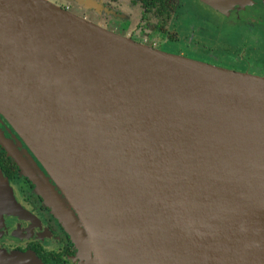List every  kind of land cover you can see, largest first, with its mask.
Wrapping results in <instances>:
<instances>
[{
  "label": "water",
  "instance_id": "water-1",
  "mask_svg": "<svg viewBox=\"0 0 264 264\" xmlns=\"http://www.w3.org/2000/svg\"><path fill=\"white\" fill-rule=\"evenodd\" d=\"M0 116L83 264H264V76L0 0ZM4 214L24 217L0 170Z\"/></svg>",
  "mask_w": 264,
  "mask_h": 264
},
{
  "label": "flooded vegetation",
  "instance_id": "flooded-vegetation-1",
  "mask_svg": "<svg viewBox=\"0 0 264 264\" xmlns=\"http://www.w3.org/2000/svg\"><path fill=\"white\" fill-rule=\"evenodd\" d=\"M76 1L83 3L89 9L98 10L101 15L111 14L113 17L109 21L110 27L123 29L126 36L154 48L161 49L157 46L160 36L162 39L179 38L178 32L173 31L170 26L174 17L178 15L182 0H167L168 12L161 17L153 14L152 11H147L138 0ZM53 2L71 11L70 4ZM252 3L256 4V1ZM257 3L260 8L258 13H263L261 15L264 16V0H257ZM130 5H138L141 13L136 12V8ZM217 10L215 9L216 12ZM233 10L234 8L231 10L232 13L235 11ZM79 16L86 18L83 15ZM124 23L128 24V27L125 28ZM140 37L141 39H137ZM0 129L5 138L10 140L30 163L31 159L25 154L28 150L27 146L19 142V137L3 117H0ZM10 156L0 142V169L8 180L24 217L11 219L5 214L0 215V264H32V262L33 264H83L70 234L37 192L34 183L22 173L18 163ZM38 165L41 167L39 162ZM35 172L40 177V172L36 169ZM42 182L46 185L43 179ZM46 188L54 196L53 189L47 185Z\"/></svg>",
  "mask_w": 264,
  "mask_h": 264
},
{
  "label": "rangeland",
  "instance_id": "rangeland-1",
  "mask_svg": "<svg viewBox=\"0 0 264 264\" xmlns=\"http://www.w3.org/2000/svg\"><path fill=\"white\" fill-rule=\"evenodd\" d=\"M50 1L70 4L72 12L126 35L123 29L110 27L109 21L113 16L109 13L101 15L98 10L89 9L76 0ZM255 1L256 4L252 3ZM182 2L178 15L174 17L172 25L170 23V28L178 32L179 38L162 39L160 36L157 44L160 50L234 71L264 76V16L258 13L257 0ZM130 6L141 13L138 5ZM214 8L218 9L217 12ZM127 25L124 23L125 28Z\"/></svg>",
  "mask_w": 264,
  "mask_h": 264
},
{
  "label": "trees",
  "instance_id": "trees-1",
  "mask_svg": "<svg viewBox=\"0 0 264 264\" xmlns=\"http://www.w3.org/2000/svg\"><path fill=\"white\" fill-rule=\"evenodd\" d=\"M142 3L143 7L148 11H152L153 14L161 17L168 12L167 0H138ZM154 9V10H153ZM1 117V116H0ZM9 155V154H8ZM10 156V155H9ZM11 157V156H10ZM12 158V157H11ZM13 159V158H12ZM15 161V160H14ZM1 170V169H0Z\"/></svg>",
  "mask_w": 264,
  "mask_h": 264
}]
</instances>
